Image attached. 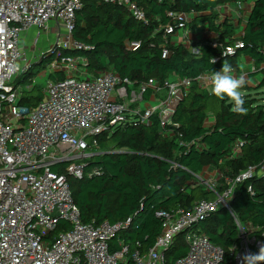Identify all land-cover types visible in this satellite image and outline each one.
<instances>
[{
    "label": "built area",
    "instance_id": "obj_1",
    "mask_svg": "<svg viewBox=\"0 0 264 264\" xmlns=\"http://www.w3.org/2000/svg\"><path fill=\"white\" fill-rule=\"evenodd\" d=\"M95 1L118 4L133 19L149 23L138 0ZM82 5V0H0V264H165L168 249L179 236L187 251L175 264H241L243 254L257 253L264 244V230L241 222L230 200L237 185L264 176V159L234 176L218 168L211 177L203 171L194 174L193 186H203L214 198L196 200L190 209L178 205L157 209L160 230L145 251L139 242L132 246L121 240L112 251L110 241L129 226L130 219L115 224L82 221L69 178L84 177V159L94 153L97 136L124 127L131 117L144 123L152 115L158 116L163 133H171V127L179 126L173 120L176 107L193 82L187 77L162 82L148 78L134 86L111 69L89 76L86 57L66 54L85 49L73 37L76 12ZM166 14L168 21L155 30L160 33L162 58L170 54V45L177 43L173 36H180L187 45L188 23L197 12L168 10ZM51 25L59 29L51 45L28 57L20 46L21 35L35 29V44ZM210 44L222 47L211 58L217 63L223 60L220 66L244 46L242 40L224 46L211 40ZM139 45V41L129 42L135 49ZM191 49L194 54L200 52L199 45ZM41 60H48L50 73L63 78L48 80L42 99L28 107L22 104V97L32 84L23 86L17 80ZM211 75L201 73L195 81L210 91ZM148 92L155 100L140 108ZM242 144L239 140L233 143L229 158L241 152ZM94 173L98 171L88 175ZM219 187L221 191H217ZM247 190L253 192L251 186ZM220 208L231 214L238 231V241L228 250L212 243L198 227Z\"/></svg>",
    "mask_w": 264,
    "mask_h": 264
},
{
    "label": "trees",
    "instance_id": "obj_2",
    "mask_svg": "<svg viewBox=\"0 0 264 264\" xmlns=\"http://www.w3.org/2000/svg\"><path fill=\"white\" fill-rule=\"evenodd\" d=\"M237 1L242 0H138L149 19L145 25L118 4L82 0V8L75 16L73 37L85 49L66 54L86 57L89 73L111 69L131 80L134 86L148 78L159 82L173 77L193 80L173 114L179 126L171 127V133L162 132L157 115L144 123L139 122L137 116L131 117L124 127L97 136L94 153L84 159V177L69 178L83 222L107 220L115 224L131 220L129 226L110 241L112 251L118 249V240L132 246L139 242L142 251L150 248L160 230L161 221L155 216L157 209L177 205L190 209L196 200L213 199V192L201 185L193 186L194 174L203 171L209 163L234 176L264 159V100L258 97L264 87V0H255L243 33L233 39L242 40L244 46L240 51L247 53L256 67L261 66L257 70L262 74L259 83L254 87L246 84L242 89L247 92L244 93L246 115L235 114L231 101L219 100L195 81L201 73L218 71L223 60L212 63L211 58L221 52V46L214 47L211 40L205 41L199 44V54H194L184 44H172L170 54L162 58L158 48L160 33H155L157 27L168 21L166 11L195 10L199 14L208 13L209 30L217 34V40L224 46L231 43L225 41V37L233 34V24L227 20L214 23V17L220 5ZM131 41H139V47H130ZM40 65H31L17 83L31 84V74ZM50 77L52 80L63 78L53 73ZM34 87L32 84L24 93ZM149 95L150 92L146 97ZM42 97V90L36 97L23 94L22 104L33 107ZM236 140L243 143L241 152L229 158ZM181 141L185 145L180 144ZM94 169L98 173L89 176ZM248 186L253 192L247 190ZM221 190L222 187L217 189ZM230 206L241 222H250L264 230V176H255L237 185ZM198 227L212 243L225 250L238 241L237 227L225 208L200 222ZM186 251L182 236L177 237L168 249L165 264H175Z\"/></svg>",
    "mask_w": 264,
    "mask_h": 264
},
{
    "label": "crops",
    "instance_id": "obj_3",
    "mask_svg": "<svg viewBox=\"0 0 264 264\" xmlns=\"http://www.w3.org/2000/svg\"><path fill=\"white\" fill-rule=\"evenodd\" d=\"M255 0H242L239 1V3H228L220 5L217 8L216 16L214 17V23H221L224 20H227V22L233 24V34L227 35L225 37V41L233 42L235 38H237L239 35L243 33L246 20L248 19V16L252 12L253 5ZM208 13L203 14H195L192 16V19L188 23V41L186 42V46L188 47L189 51H192L191 47L195 45H199L202 42L209 41V40H217L218 36L213 31L209 30L208 26ZM199 19H203L201 22ZM202 27V28H201ZM36 30L35 29H29L25 33L21 35L20 40V46L21 49L25 51L28 57L33 58L34 56H37L41 51L47 49L52 41L56 38V36L59 33V29L55 27L54 25H51L50 28L46 31H44L43 36L41 35L34 44V34ZM173 43L176 44H183V41L180 36L175 35L172 37ZM239 40V39H238ZM218 41V40H217ZM238 55V58L235 57ZM233 57V59H227L226 62L231 64L234 69V75L235 76H243L246 80V84L250 87H254L257 82H255L258 78L257 72L259 67H256L254 61L250 58V56L247 53L239 51L238 54ZM45 62V61H43ZM42 62V63H43ZM222 66H219L218 71L221 69ZM88 72V71H87ZM89 76H93L95 74L89 73ZM212 84L209 85V89L211 90ZM243 93H247L246 91H242ZM155 97H152V95H149L146 97L147 100H145L144 103L140 104V108H144L148 106L152 101H154ZM206 166L203 169V175L206 177H211L216 174L217 167L212 165Z\"/></svg>",
    "mask_w": 264,
    "mask_h": 264
},
{
    "label": "clouds",
    "instance_id": "obj_4",
    "mask_svg": "<svg viewBox=\"0 0 264 264\" xmlns=\"http://www.w3.org/2000/svg\"><path fill=\"white\" fill-rule=\"evenodd\" d=\"M216 61L213 60L212 63ZM231 64L224 62L219 71H214L211 79V94L219 100L227 98L232 102V111L238 115H246L245 99L242 89L246 85L243 76H235ZM241 264H264V244L259 246L257 253L247 252L240 257Z\"/></svg>",
    "mask_w": 264,
    "mask_h": 264
},
{
    "label": "rangeland",
    "instance_id": "obj_5",
    "mask_svg": "<svg viewBox=\"0 0 264 264\" xmlns=\"http://www.w3.org/2000/svg\"><path fill=\"white\" fill-rule=\"evenodd\" d=\"M202 20L203 19H199L200 22ZM43 33L44 32L41 33L42 36H43ZM39 37L37 38V41H38ZM235 58L237 59L238 58V55ZM47 64H48V60L45 61L44 63H42L38 67V69H37L36 72H34V73L32 72V74H31L32 83L31 84H34L36 88L34 87L30 92H26V93L23 92V94H24L25 97H28V96L29 97L30 96L31 97H36V95L39 93V91L40 90H43V88L46 87V82L51 79V77H50V71H49V68H48ZM256 75H258V78L259 79H257L255 82H257V84H258L259 81L262 78V74L261 73H257ZM23 86H25V85H23ZM30 88L31 87H29V89ZM253 93H254V91L251 92V94H253ZM253 95H255V94H253ZM258 97L261 98V99L263 98V100H264V87L259 90ZM262 103H264V101ZM207 166L213 167L210 163Z\"/></svg>",
    "mask_w": 264,
    "mask_h": 264
},
{
    "label": "water",
    "instance_id": "obj_6",
    "mask_svg": "<svg viewBox=\"0 0 264 264\" xmlns=\"http://www.w3.org/2000/svg\"><path fill=\"white\" fill-rule=\"evenodd\" d=\"M42 62H43V60L39 61L38 64L40 65V64H42ZM228 106L230 107L231 104H228Z\"/></svg>",
    "mask_w": 264,
    "mask_h": 264
}]
</instances>
